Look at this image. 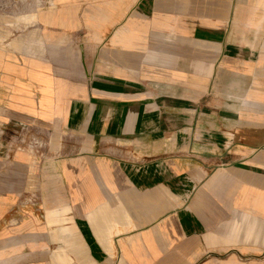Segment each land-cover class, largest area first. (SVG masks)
I'll list each match as a JSON object with an SVG mask.
<instances>
[{
	"label": "crops",
	"instance_id": "crops-1",
	"mask_svg": "<svg viewBox=\"0 0 264 264\" xmlns=\"http://www.w3.org/2000/svg\"><path fill=\"white\" fill-rule=\"evenodd\" d=\"M55 1L0 0V264H264V0Z\"/></svg>",
	"mask_w": 264,
	"mask_h": 264
},
{
	"label": "rangeland",
	"instance_id": "rangeland-1",
	"mask_svg": "<svg viewBox=\"0 0 264 264\" xmlns=\"http://www.w3.org/2000/svg\"><path fill=\"white\" fill-rule=\"evenodd\" d=\"M12 1H14V0H11V3H12ZM42 1H43L42 2L43 6H45L50 1H51L52 4H56L57 3L56 1L52 2V0H42ZM26 2L30 3L29 0H26ZM38 137L41 138V140H39V141H40V144L43 145V146L48 141V139L50 140V136L49 135H41V136H38ZM66 142H67V137H65L64 139L63 138L60 139L59 144H63V143H66ZM43 146L41 148H43Z\"/></svg>",
	"mask_w": 264,
	"mask_h": 264
}]
</instances>
